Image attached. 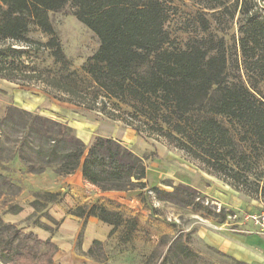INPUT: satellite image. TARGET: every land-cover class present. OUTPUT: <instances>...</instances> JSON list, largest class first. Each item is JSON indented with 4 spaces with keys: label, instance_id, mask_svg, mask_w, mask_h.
Wrapping results in <instances>:
<instances>
[{
    "label": "trees",
    "instance_id": "obj_1",
    "mask_svg": "<svg viewBox=\"0 0 264 264\" xmlns=\"http://www.w3.org/2000/svg\"><path fill=\"white\" fill-rule=\"evenodd\" d=\"M262 2L236 0L231 14V19L237 15L236 47L241 57L238 70L244 82L241 75H229L225 40L211 35L210 24L202 14L198 15V24L206 38L194 39L184 49L171 44L164 27L168 11L162 0H0V43L19 42L35 51V42L28 38L32 24L49 37L45 43H36L37 50H47L60 66L57 76L29 67L21 61L22 51L9 45L0 48V79L16 83L33 78L62 94H80L73 86L77 73L68 71L70 61L49 19V13H57L69 4L77 21L98 40L97 50L81 70L105 97L133 107L138 116L153 123L152 131L187 153L199 170L230 178L233 189L245 196H252L253 186L255 192L264 194V94L258 89L264 82ZM205 6L215 10L223 5ZM94 105L85 108L97 109L113 120L118 118L105 112L106 104L101 109ZM218 116L234 117L236 139ZM11 136L14 139L10 143ZM2 160H18L26 173L35 175L51 169L56 176L64 177L80 169L83 179L101 192L148 187L145 160L119 141L97 136L87 147L65 123L12 104L0 118ZM0 179L1 197L2 186L13 184L1 174ZM150 190L158 201L174 207L192 208L215 218L223 213L203 207L197 201L199 193L187 185L171 186L169 191L157 187ZM60 198L59 193L37 194L30 207L35 213L43 212L48 204L59 203ZM147 198L145 192L143 201ZM20 211L18 205L9 207L13 215ZM68 213L83 220L79 240L89 218L110 226L108 237L120 227L125 228L126 235L128 226L135 227L133 219H125L120 211L100 204L78 206ZM42 216L57 224L47 213ZM30 246L45 247L48 251L44 259L37 260ZM156 251L158 264H184L196 257L180 238L168 236L161 237ZM56 252L50 240L41 241L0 217V264H53ZM84 255L103 262V243L93 241ZM230 261L245 264L233 258Z\"/></svg>",
    "mask_w": 264,
    "mask_h": 264
},
{
    "label": "rangeland",
    "instance_id": "obj_2",
    "mask_svg": "<svg viewBox=\"0 0 264 264\" xmlns=\"http://www.w3.org/2000/svg\"><path fill=\"white\" fill-rule=\"evenodd\" d=\"M162 1L168 11V19L164 27L173 46L184 49L194 39L207 37L198 24V15L202 14L210 24L211 35L225 40L229 75L231 77L241 75L245 82L241 69L238 70V67L241 68V57L236 47L237 15L231 19L236 0ZM217 1L223 6L215 10L205 8V5L210 3L219 4ZM254 1L263 5L264 0ZM73 11L72 6L68 4L57 13H49V19L63 52L70 61L68 71L77 73L73 86L80 94L78 96L62 94L48 87L41 80L33 78L16 80V83L0 79V118L10 104L50 119L52 114L63 115V119L66 118L65 124L87 147L91 145L95 135L111 138L145 160L148 166L147 190L136 189L125 193V197L123 194H115V198L108 199L123 208L120 210L123 217L133 219L135 227L130 229L128 226V235L123 227L113 232L103 244L104 261L91 260L94 263L158 264L156 250L161 237L168 236L180 238L196 254L195 260L185 261L184 264H232L231 255L215 246L223 247L224 241L236 239L239 241L240 237L250 236L243 232L246 230L242 229V225L250 224L246 222V216L264 210V194L259 190L255 192L256 186H253L252 196H245L233 189V181L230 178L199 170L187 153L170 146L163 137L152 131L153 123L138 116L133 107L105 97L94 86L91 78L81 70L82 64L97 50L98 40L77 21ZM28 38L35 42L32 46L35 47V51L27 48L25 44L13 41L0 43V48L12 45L13 49L22 51L21 61L25 65L35 67L39 71L52 72L51 75L57 76L60 73V66L53 61L47 50H37L36 43H45L49 37L31 24ZM258 89L264 94V82L259 84ZM93 103H95L94 107L99 109L101 105L106 104L105 112L113 113L118 118L113 120L105 114L102 115L97 109L91 111L85 108L92 109ZM96 113L101 116L99 122H95L92 118ZM217 119L231 130L236 139L237 127L234 117L218 116ZM53 120L58 121L54 118ZM134 127L140 132L137 133ZM13 139L14 136H11L10 143ZM0 174L13 184L12 187L2 186L1 188V192L4 193L0 197L1 219L25 233L40 228L42 231H57L58 223L54 224L42 216L39 221L35 219V212H30L28 208L30 203L35 201V195L48 192L50 183L56 177L52 170L48 169L40 175L29 174L18 160H2ZM0 183H2L1 179ZM178 184L195 189L199 193L197 201L199 200L203 207H207L213 213L223 211L222 215L215 218L192 208L174 207L158 201L150 190L152 187H157L163 191H169L171 186ZM145 192L148 197L146 202L143 201ZM128 199L133 201L130 209L129 205L123 202ZM10 205L20 206L21 211L16 215L9 213ZM223 216L224 220H222ZM37 223L48 227L49 230L43 229ZM249 227L250 231H255L251 224ZM75 240L79 241V238L76 236ZM47 251L43 246H30V253L36 256L37 260H43V255ZM74 252L77 255L80 253L77 250ZM217 253L224 254L226 258L220 257ZM153 255H155L154 258ZM85 258L88 257L85 256ZM52 260L54 264L69 263V259L58 251L53 255Z\"/></svg>",
    "mask_w": 264,
    "mask_h": 264
},
{
    "label": "crops",
    "instance_id": "obj_3",
    "mask_svg": "<svg viewBox=\"0 0 264 264\" xmlns=\"http://www.w3.org/2000/svg\"><path fill=\"white\" fill-rule=\"evenodd\" d=\"M63 117V115L52 114L51 118L65 123L66 118L63 119ZM92 118L95 122H99L101 116L96 113ZM48 192L61 194V201L55 204H48L43 212L35 213V219L37 218L40 221L43 217L42 214L47 213L59 224V227L57 231H42L41 228H38L41 231L36 229L29 232L36 235L41 241L50 240L57 247V251L69 259V263L67 264H96L91 261L92 259L85 258L84 253L88 251L93 241H99L104 244L108 239L111 227L95 218H89L83 228L81 239L76 241L75 239L80 233L79 230L81 229L83 220L69 215L68 211L78 206L93 204L103 205L109 210L120 211L123 208L118 207L117 204L109 200L115 198V194H123L125 197V193L127 192H101L83 179L80 169L71 175L64 177L56 176L50 183ZM123 202L129 205V209L133 204V201L129 199ZM28 208L31 210L30 212H34L30 206ZM249 226L250 224L242 225V229L244 228L246 231L243 232L250 236L240 237L239 241L237 239L224 241L223 247H215L223 249L233 259L245 264H264V236L250 231ZM219 243L221 244V242ZM75 250L80 253L78 255L74 254Z\"/></svg>",
    "mask_w": 264,
    "mask_h": 264
},
{
    "label": "built area",
    "instance_id": "obj_4",
    "mask_svg": "<svg viewBox=\"0 0 264 264\" xmlns=\"http://www.w3.org/2000/svg\"><path fill=\"white\" fill-rule=\"evenodd\" d=\"M245 220L252 225L256 234L264 236V210L256 214L246 216Z\"/></svg>",
    "mask_w": 264,
    "mask_h": 264
}]
</instances>
